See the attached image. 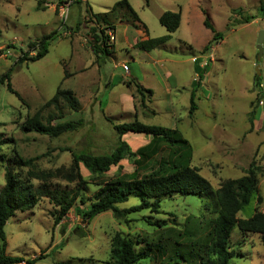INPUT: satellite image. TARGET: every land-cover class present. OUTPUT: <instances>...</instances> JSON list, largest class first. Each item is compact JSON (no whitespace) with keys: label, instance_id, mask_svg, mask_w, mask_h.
I'll use <instances>...</instances> for the list:
<instances>
[{"label":"rangeland","instance_id":"1","mask_svg":"<svg viewBox=\"0 0 264 264\" xmlns=\"http://www.w3.org/2000/svg\"><path fill=\"white\" fill-rule=\"evenodd\" d=\"M118 1L0 0V75L12 70L10 81L16 92L0 85V189L11 167L35 188L46 186L51 192L33 209L17 211L5 226L6 253L23 257L19 264H102L110 258L117 233L132 238L137 250L152 248L149 256L135 264H173L177 250L187 259L180 264H201L199 246L210 241L208 233L218 216L216 190L225 180L246 175L252 163L258 192L237 217L264 212V53L259 60L257 48L264 30L259 10L263 0H129L140 21L127 8L120 10L122 21L112 17L116 30L106 31L111 54L97 61L90 42L105 26L94 14L109 11ZM65 2L69 8L62 16L59 6ZM167 10L182 11L180 27L151 51L137 47L139 40L168 33L159 20ZM204 12L216 31L222 32L209 51L204 47L212 41L213 32L204 25ZM52 32L57 37L45 57L16 64L24 54L36 53L30 51V42ZM204 66V85L196 92V109L190 115L191 92ZM130 79L153 90L147 107L141 105L135 87L127 85ZM59 87L72 90L80 105L65 107L63 116L53 106L44 108V122L80 120L81 125L58 137L24 131L25 120ZM252 110L256 114L251 127ZM135 120L177 129L191 144L190 165L210 182L212 192L163 197L159 213L143 209L117 217L109 210L82 223L75 207L88 211L105 183L133 173L142 177L169 158L175 148L161 143L151 159L126 158L102 174H93L81 164L84 203L77 197L56 224L60 206L51 198L68 200L78 190L75 182L56 176L57 170L71 171L73 152L109 154L120 139L132 151L147 145L149 136L133 132L120 136L115 129ZM19 159L28 165L15 163ZM140 202L138 196H130L116 206L127 209ZM158 220L164 223L157 225ZM230 248L238 253L230 264H264L258 233H242L235 225Z\"/></svg>","mask_w":264,"mask_h":264},{"label":"trees","instance_id":"2","mask_svg":"<svg viewBox=\"0 0 264 264\" xmlns=\"http://www.w3.org/2000/svg\"><path fill=\"white\" fill-rule=\"evenodd\" d=\"M147 3L149 0H146ZM127 8L131 17L135 21H140V17L135 9L131 6L129 0H120L116 2L107 12L95 13V19L101 22L105 27L99 31V34L94 36L95 40L91 41L95 51L97 61L111 54L109 48V35L107 30L115 31L116 24L112 21V17H116L122 21L123 15L120 16V10ZM259 10L264 16V0L259 6ZM204 25L213 32V39L205 47L204 51H209L213 42L217 41L222 36V32L216 31L211 23L210 16L204 12ZM182 11H164L159 20L160 23L167 29V34L155 38H147L136 42V46L145 50L151 51L156 47L167 42L172 33H174L181 25ZM96 31V30H95ZM1 33V29H0ZM57 37L56 32H52L43 36L39 40L29 43V48L37 50L33 56L24 54L19 58L16 64L25 61L34 62L45 57L49 52L51 42ZM2 53V50H0ZM204 66L199 73L198 80L194 84L190 98V111L192 115L196 109V92L201 89L205 81ZM11 71L9 70L3 75H0V85L7 84L10 92L15 93L11 85ZM257 84L260 85V78L257 77ZM128 86L135 87V93L140 96L141 105L147 107L146 99L153 96V90L144 87L137 80L126 81ZM80 105L79 99L75 96L72 90L58 88L56 93L44 104L42 108L36 111L31 117L27 118L22 124V129L26 132L35 131L50 137H58L68 131H73L81 125V121L67 120L52 123L53 118H49L44 122L42 109L53 106L59 111V116H63V109L69 107L77 109ZM155 113V112H154ZM256 111L250 112V123L253 126V119ZM115 129L120 136L128 132L144 134L151 138V141L140 147L137 151H132L129 144L120 139L116 148L109 154L94 155L89 152H73V167L71 171L57 170L56 176H62L70 182H75L77 192L72 194L71 198H51L60 206V211L55 218V223L58 224L80 197L81 203H84L82 190L85 189L86 181L80 171V165L93 174H102L111 169L112 166H117L126 158H135V161L141 162L146 159H151L160 151V144L165 143L172 148H175L169 155V158L162 161L157 169H153L150 173L138 177L136 173L130 174L127 177L119 176L114 180L105 183L94 195V201L88 211L83 212L79 206L75 207L77 215L82 223L91 220L96 215L105 211L111 210L117 217H122L126 213L137 212L143 209H150L152 212L159 213L161 209V200L163 197L181 195H204L212 192L210 182L200 174L197 167L190 165L192 155V147L190 142L182 136L177 129H170L164 126L145 124L138 120L115 125ZM3 141H0V144ZM15 163L28 165L23 159L16 160ZM35 176H33L34 178ZM258 192L257 172L252 163L247 171V174L235 179H227L216 190V199L218 216L214 222L212 229L208 233L209 242H204L199 246V258L201 264H230L231 259L238 253L230 248L231 233L235 225H238L242 233H258L261 235V240L264 246V212H257L248 218H238L237 214L246 206L251 204V201ZM42 196L51 197L50 189L46 186L34 187V184L22 178L19 172L14 171L11 167L6 170L5 184L0 189V264H19L25 259L21 256H12L6 253L7 237L5 226L9 219L15 216L17 211H27L33 209L39 202ZM130 196H138L141 200L140 204L127 209H119L116 204L128 201ZM192 217V216H191ZM164 221L158 220L157 225H162ZM187 235L190 239V234ZM195 236V234H193ZM192 237V236H191ZM151 247L145 250H137L135 241L132 238L123 236L117 233L112 240V249L110 258L102 264H135L137 261L149 256ZM176 261L173 264H180L186 257L183 252L175 253ZM36 257L35 259H39ZM187 261V259L185 258ZM58 264H70L67 262H59Z\"/></svg>","mask_w":264,"mask_h":264},{"label":"water","instance_id":"3","mask_svg":"<svg viewBox=\"0 0 264 264\" xmlns=\"http://www.w3.org/2000/svg\"><path fill=\"white\" fill-rule=\"evenodd\" d=\"M257 48L259 50L258 59L261 60L264 53V30H261L258 40H257ZM260 73V70L258 74Z\"/></svg>","mask_w":264,"mask_h":264},{"label":"built area","instance_id":"4","mask_svg":"<svg viewBox=\"0 0 264 264\" xmlns=\"http://www.w3.org/2000/svg\"><path fill=\"white\" fill-rule=\"evenodd\" d=\"M68 8H69V2H65L59 6V10L62 16L67 14ZM124 68L128 70V66H124Z\"/></svg>","mask_w":264,"mask_h":264},{"label":"crops","instance_id":"5","mask_svg":"<svg viewBox=\"0 0 264 264\" xmlns=\"http://www.w3.org/2000/svg\"><path fill=\"white\" fill-rule=\"evenodd\" d=\"M181 21H182V19H181ZM198 71H199V67H198ZM129 73H130V75H132L131 67H130V71H129Z\"/></svg>","mask_w":264,"mask_h":264}]
</instances>
